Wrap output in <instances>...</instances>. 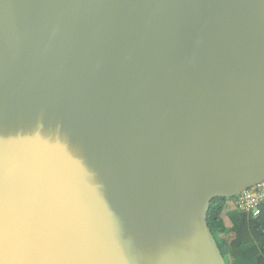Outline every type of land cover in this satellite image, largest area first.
Instances as JSON below:
<instances>
[{"label": "water", "instance_id": "obj_1", "mask_svg": "<svg viewBox=\"0 0 264 264\" xmlns=\"http://www.w3.org/2000/svg\"><path fill=\"white\" fill-rule=\"evenodd\" d=\"M0 261L227 264L210 201L264 181V0H0Z\"/></svg>", "mask_w": 264, "mask_h": 264}, {"label": "trees", "instance_id": "obj_2", "mask_svg": "<svg viewBox=\"0 0 264 264\" xmlns=\"http://www.w3.org/2000/svg\"><path fill=\"white\" fill-rule=\"evenodd\" d=\"M235 199L213 198L208 226L227 264H264V198L256 205L257 213L240 208Z\"/></svg>", "mask_w": 264, "mask_h": 264}, {"label": "built area", "instance_id": "obj_3", "mask_svg": "<svg viewBox=\"0 0 264 264\" xmlns=\"http://www.w3.org/2000/svg\"><path fill=\"white\" fill-rule=\"evenodd\" d=\"M235 197V204L240 208L246 211L252 210L254 213H257L258 209L256 205L260 199L264 198V181L242 190Z\"/></svg>", "mask_w": 264, "mask_h": 264}, {"label": "snow or ice", "instance_id": "obj_4", "mask_svg": "<svg viewBox=\"0 0 264 264\" xmlns=\"http://www.w3.org/2000/svg\"><path fill=\"white\" fill-rule=\"evenodd\" d=\"M2 162H0V167H2ZM0 264H3V261H0Z\"/></svg>", "mask_w": 264, "mask_h": 264}, {"label": "rangeland", "instance_id": "obj_5", "mask_svg": "<svg viewBox=\"0 0 264 264\" xmlns=\"http://www.w3.org/2000/svg\"><path fill=\"white\" fill-rule=\"evenodd\" d=\"M231 205H228L227 207L229 208Z\"/></svg>", "mask_w": 264, "mask_h": 264}]
</instances>
